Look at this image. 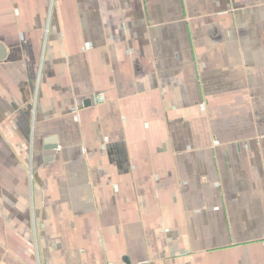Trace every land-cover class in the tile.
Wrapping results in <instances>:
<instances>
[{
  "label": "crops",
  "instance_id": "1",
  "mask_svg": "<svg viewBox=\"0 0 264 264\" xmlns=\"http://www.w3.org/2000/svg\"><path fill=\"white\" fill-rule=\"evenodd\" d=\"M0 264H264V0H0Z\"/></svg>",
  "mask_w": 264,
  "mask_h": 264
}]
</instances>
